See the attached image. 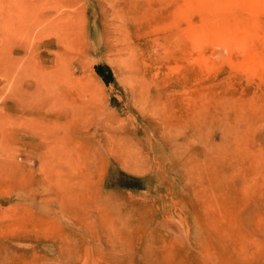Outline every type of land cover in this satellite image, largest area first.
<instances>
[{"label":"rangeland","instance_id":"obj_1","mask_svg":"<svg viewBox=\"0 0 264 264\" xmlns=\"http://www.w3.org/2000/svg\"><path fill=\"white\" fill-rule=\"evenodd\" d=\"M0 264H264V0H0Z\"/></svg>","mask_w":264,"mask_h":264},{"label":"bare ground","instance_id":"obj_2","mask_svg":"<svg viewBox=\"0 0 264 264\" xmlns=\"http://www.w3.org/2000/svg\"><path fill=\"white\" fill-rule=\"evenodd\" d=\"M68 41L69 40H67V42ZM65 54H62V55H64L62 58H66ZM57 63L60 65L61 58H58ZM11 65L12 64L9 62V60H7L6 61V68H7V72H10V74H11ZM47 72L48 73H44V74L40 73L38 75L37 84H36V87H35L34 92L32 94V97L28 98L27 100L29 102H31L33 105H35L34 108H37V109H34V108L31 109L30 108L31 110L36 111L38 113V115H40V116H41V114H46L49 116V118H51V116L53 117L56 115V114L51 113V111H53L54 107H58V106L63 105L64 106L63 109L65 110V106H66L65 105V99L66 98H65V96L61 97V95H60V97H57L58 96L57 91L55 90V86L53 85L55 78H57V77H55V75L53 76L51 71H47ZM67 92L69 93V91H67ZM68 93H67V95H68ZM63 94H64V92H63ZM30 109H28V110H30Z\"/></svg>","mask_w":264,"mask_h":264},{"label":"trees","instance_id":"obj_3","mask_svg":"<svg viewBox=\"0 0 264 264\" xmlns=\"http://www.w3.org/2000/svg\"><path fill=\"white\" fill-rule=\"evenodd\" d=\"M105 70H106V74L104 73ZM97 72L105 80L107 84L109 83L108 76L110 78H113V73L108 67H98Z\"/></svg>","mask_w":264,"mask_h":264}]
</instances>
